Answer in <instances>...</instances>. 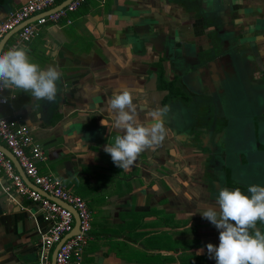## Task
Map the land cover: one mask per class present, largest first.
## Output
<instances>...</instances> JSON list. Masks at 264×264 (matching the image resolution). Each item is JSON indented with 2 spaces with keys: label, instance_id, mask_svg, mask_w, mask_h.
Listing matches in <instances>:
<instances>
[{
  "label": "crops",
  "instance_id": "0c3cea01",
  "mask_svg": "<svg viewBox=\"0 0 264 264\" xmlns=\"http://www.w3.org/2000/svg\"><path fill=\"white\" fill-rule=\"evenodd\" d=\"M25 1L0 0V23ZM219 11L255 46L249 60L263 71L264 0H86L69 14L71 23L47 24L25 45L33 62L62 73L56 100L37 101L6 89L15 96L8 97L1 113L30 128L45 156L37 163L40 172L59 177L90 209L91 230L80 264H216L207 244L219 245V230L201 215L218 207L205 181L207 156L197 153L207 149L208 135L199 132L205 126L200 121L196 132L176 116L175 104L164 101L177 68L172 60L162 61L153 48L149 55L139 54L129 33L153 28L157 38L170 34L199 45L205 39L201 22ZM215 66L210 63V69ZM124 89L132 92L141 121L148 111L169 106L165 140L142 152L128 170L114 165L103 150L122 134L111 127L107 101ZM18 200L20 206L0 190V264H37L39 235L22 209L30 202Z\"/></svg>",
  "mask_w": 264,
  "mask_h": 264
},
{
  "label": "clouds",
  "instance_id": "9594fccd",
  "mask_svg": "<svg viewBox=\"0 0 264 264\" xmlns=\"http://www.w3.org/2000/svg\"><path fill=\"white\" fill-rule=\"evenodd\" d=\"M29 51L26 46L0 51V91L20 90L34 100L55 102L62 73L54 65L42 68L32 61ZM107 107L113 114L111 127L122 134L103 150L118 168L128 170L142 152L165 140L169 106L148 111L141 121L132 92L124 89L108 99ZM101 124L110 126L105 119ZM216 205L201 213L219 230V245L207 244L210 258L216 264H264V231L257 227L264 225V186L251 185L247 192L239 187L221 188Z\"/></svg>",
  "mask_w": 264,
  "mask_h": 264
},
{
  "label": "built area",
  "instance_id": "2783aa9c",
  "mask_svg": "<svg viewBox=\"0 0 264 264\" xmlns=\"http://www.w3.org/2000/svg\"><path fill=\"white\" fill-rule=\"evenodd\" d=\"M60 1L64 0H26L18 7L10 9L0 23V40L21 23L23 25L8 38L2 51L13 46H25L47 24H58L61 21L71 23L69 14L75 12L86 0H70L56 9ZM14 96H8L6 89L0 91V138L17 159L31 184L25 182L12 160L0 149V190L9 202L19 206V198L29 200V205L22 209L35 222L39 235L37 264H80L91 230V211L85 200L72 193L59 177L40 172L37 163L45 159V156L30 128L1 113L8 97ZM62 203L76 212L78 229L61 242L52 262L54 247L73 230L75 224L72 210ZM38 217L41 218L43 226L40 225Z\"/></svg>",
  "mask_w": 264,
  "mask_h": 264
},
{
  "label": "flooded vegetation",
  "instance_id": "af4514ba",
  "mask_svg": "<svg viewBox=\"0 0 264 264\" xmlns=\"http://www.w3.org/2000/svg\"><path fill=\"white\" fill-rule=\"evenodd\" d=\"M222 13L223 12L219 11L201 22L199 28L205 35L204 43H199V45L194 42H188L187 44L183 43L185 45L184 47L183 44L180 43L182 50L177 51V53L175 52V57L170 59V61L172 60V68L174 69L175 66L177 68L170 77L168 85L169 90L164 99L165 102L168 101L171 103V106L175 104L176 108L179 104L189 108L190 112H188V114L191 116L189 122L192 125L191 127H193L192 129L198 132V128L195 127H198L201 121L200 123H203V126L206 128L203 127L205 130L199 132L206 133L210 140L216 138L218 141L219 147L217 149L210 147L209 143H211V141L209 140V143L205 147L207 149L203 148L197 152L203 155L206 154L207 156V164L205 163V167L207 168L205 172V181L207 183V188L210 187V189H208L209 193L213 195L214 198L218 197L219 190L224 187L229 189L239 187L242 191L247 192L248 187L254 185L257 179L254 178L252 180V178H250L251 172L249 173L246 169L251 170V168L255 169L256 167L264 166V149L260 142L255 140L256 137H254L259 135L257 132L253 131V134L250 135L249 131H245L247 134V137L245 134L246 139L250 140L249 137H254V139L253 141H248L244 148H248L249 150L253 148L254 150L241 154L242 151L233 144L237 139H243L244 133L241 132V129L244 124L239 126L240 129L235 133H227V131H224L227 127H230V123L232 124L234 119L239 118L240 120L241 117L246 115H241V112L248 113L245 117H250L252 113L247 108H242L241 106L243 104L240 102L238 103L234 98L222 100L223 92L229 94L230 91L234 92L236 89L235 85L233 87V83H227L232 77L235 78L234 73L229 71L231 69V64L229 65V63H231L230 57L227 63V75L221 72V62H219V60L221 57L224 58L228 56L227 54H232L233 58L235 57L233 61L236 63L238 60L249 61V57H251L249 55L251 54V50L249 49L255 46L250 47V41L246 40L242 32L238 30L236 32L234 24L230 21H225L222 18ZM194 27H197L196 24L193 28ZM227 38L234 41V46L230 48L228 52L224 50L222 52L220 46L224 44ZM236 45L237 47H235ZM234 47L235 50H233ZM230 51H232V53ZM164 59L165 58H161L162 61H164ZM181 61H183V64ZM233 61L232 63H234ZM210 63L216 65L215 70L210 69ZM257 73L256 75H259V78L264 82V70H258ZM213 76L216 78L215 84L217 82L214 86ZM219 81L221 84H219ZM173 82L180 86L179 90L175 89ZM206 82L210 84L206 85ZM210 85L213 89H211ZM248 102L250 101L248 100ZM255 103L259 104L261 107L262 105L264 106V100L262 99H258ZM250 105H253V103ZM259 117L261 120H264V112H260ZM232 135L235 136L236 140L233 141V139H231ZM216 146L217 145L214 147ZM250 152H253V154ZM221 158H223L222 161ZM231 158H233V160H230ZM242 159H246L248 162L243 163L241 161ZM237 160L239 162H237ZM249 160H251V162ZM243 168H246L244 174H248L246 181L241 182V174L238 169ZM211 170L216 173V175L211 172ZM221 177L223 180H221ZM259 186H264V184ZM257 227L264 231V225L258 223Z\"/></svg>",
  "mask_w": 264,
  "mask_h": 264
},
{
  "label": "water",
  "instance_id": "95a60500",
  "mask_svg": "<svg viewBox=\"0 0 264 264\" xmlns=\"http://www.w3.org/2000/svg\"><path fill=\"white\" fill-rule=\"evenodd\" d=\"M70 0H64L61 4H59L58 6H56V9L58 7H62L65 4H67V2H69ZM203 14V12H202ZM203 15H201V20L203 21ZM23 25V23H21L20 25H18L14 30L8 32L1 40H0V51H2L5 43L7 42L8 38L14 33L16 32L21 26ZM151 27V26H150ZM144 29V30H143ZM148 33H146V29L142 28V27H138V28H134L133 31L131 33H129V36H131L132 38V43L134 44L135 47H137L138 49V53L141 55H149L148 54V49L151 50L153 48L154 51L158 52L159 56L162 58H165L167 60L175 57L174 54L175 52L177 53V51H179V47L181 46L180 43L176 40V36H172L170 34H166L165 36H163L162 38H157V34L155 35L154 29L152 28L151 31H147ZM132 44V45H133ZM183 44V43H182ZM235 58V57H234ZM159 59H157L156 61H158ZM235 60V59H234ZM233 61V60H232ZM219 62H221V69H222V73L226 74V71H228L227 68V62L226 61V57L222 58L219 60ZM247 63V64H246ZM237 68L232 67L231 65V69L229 70L231 73H234V77L236 78H231L229 80V83H233V87L235 85V91L228 93L223 92V96H222V100H227L229 98H234L237 101H240L241 104H243L241 107L242 108H247L248 110L251 111V116L250 117H245L246 115H248V113L246 112H241V115H245L244 117H241V119L239 120V118L234 119V121H232V124L230 123V127L226 128L224 131H227V133L229 132H236L240 129L239 126H242L241 132L244 133V136L242 137L243 139L240 140L237 139L236 140L235 136L232 135L233 141L235 142L233 145L238 148L241 152V154H243V152H249L254 150L252 149H248V148H244V146L246 145V143L248 141H253L254 137L255 140L259 141L261 146L264 149V120H261L259 117V113L260 112H264V106L262 105V107L255 103L257 102L258 99H262L264 100V82L261 78H259V76L256 75L257 71L259 70L257 65H256V61L251 59L249 61L247 60H238L237 63ZM240 66V67H239ZM246 66V68H245ZM229 72V73H230ZM227 75V74H226ZM226 77V76H225ZM228 77V76H227ZM226 77V78H227ZM229 78V77H228ZM150 84L152 85V89L156 88V82H157V74L153 73L152 77L150 79ZM231 85V84H230ZM240 85V86H239ZM232 86V85H231ZM248 100L250 102H248ZM239 103V102H238ZM253 105H250L252 104ZM260 108V109H259ZM246 109V110H247ZM183 118H185L183 116ZM245 131H249L250 135L253 134V131L257 132L259 135L254 136V137H249L250 140L246 139L247 134ZM246 134V137H245ZM194 138H197L196 136ZM207 138V142L209 143V137H205ZM211 143H209L210 147L217 149L219 147V143L218 141L215 139L210 140ZM215 145H217L216 147H214ZM241 147V148H240ZM0 149L12 160V162L14 163L16 170L20 173V175L22 176V178L25 180V182L31 184V182L28 180V178L24 175L22 169L20 168L17 159L11 154V152L2 144H0ZM253 154V152H250ZM225 157V156H224ZM239 157V156H238ZM223 158H221L222 161ZM226 159V158H225ZM230 160H233V158H231ZM229 160V161H230ZM243 163L248 162V160L246 159H242L241 160ZM251 162V160H249ZM225 162V160H224ZM237 162H239L237 160ZM262 167V166H260ZM264 167V166H263ZM245 169H238L240 170V181H246L247 179V174L245 173ZM243 170V171H242ZM246 171H248L250 173V170L246 169ZM211 172H213L211 170ZM217 172V171H216ZM214 173V172H213ZM218 173V172H217ZM216 175V173H214ZM218 175V174H217ZM219 177V175H218ZM221 180H223V178L221 177ZM65 206H68L66 204H63ZM68 208H70L72 210V213L74 215L75 218V224L73 227V230L68 233L66 236L63 237V239L60 241V243H58L53 250L52 253V262H54V257H55V253L57 248L59 247V245L61 244V242L64 241L65 238H67L68 236L72 235L73 233H75L78 229V217L76 212L70 207L68 206Z\"/></svg>",
  "mask_w": 264,
  "mask_h": 264
},
{
  "label": "rangeland",
  "instance_id": "374dc122",
  "mask_svg": "<svg viewBox=\"0 0 264 264\" xmlns=\"http://www.w3.org/2000/svg\"><path fill=\"white\" fill-rule=\"evenodd\" d=\"M236 43V42H235ZM234 46V41L232 40V39H229V38H227L225 41H224V44L222 45V46H220V49H221V51L223 52V50L226 52H228V50L230 49V48H232ZM219 47V46H218ZM235 47H237V45L235 46ZM235 47H234V49L233 50H235ZM231 53H232V51H230ZM228 56H226V61H228L229 60V57H230V61H231V63H229V65L231 64V66L232 67H235V68H237V65H236V62H234V63H232V60H234V58H233V55L231 54H227ZM228 63V62H227ZM240 67V66H239ZM174 83V82H173ZM174 86H175V89L176 90H179L180 89V86H178L176 83H174ZM237 102H240V101H237ZM187 106H189V105H187ZM177 110H176V116L177 117H182V116H186L185 117V119H186V121H190L191 119V116L188 114V112H190V110H189V108H186V107H184L183 105H180L179 104V106H177V108H176ZM190 116V117H189ZM252 170V171H251ZM251 170H250V172H251V174H250V178H252V180L254 179V178H256L257 180H255V182H254V185H262V184H264V167H256L255 169H252L251 168ZM54 174V173H53ZM92 215V214H91Z\"/></svg>",
  "mask_w": 264,
  "mask_h": 264
}]
</instances>
